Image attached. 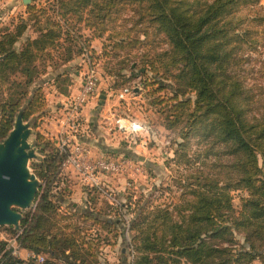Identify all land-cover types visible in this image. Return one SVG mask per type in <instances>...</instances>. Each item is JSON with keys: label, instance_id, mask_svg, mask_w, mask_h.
Returning <instances> with one entry per match:
<instances>
[{"label": "trees", "instance_id": "trees-1", "mask_svg": "<svg viewBox=\"0 0 264 264\" xmlns=\"http://www.w3.org/2000/svg\"><path fill=\"white\" fill-rule=\"evenodd\" d=\"M26 13L0 33V142L19 111L25 122L44 115L42 76L57 72L53 86L66 96L71 62L115 61L110 71L104 68L119 81L110 89L135 83L148 90L149 105L173 134L167 164L185 173L175 181L176 203L156 206L140 195L114 213L117 221L101 220L62 206L63 156L37 135L43 152L31 168L41 187L22 221L21 247L48 257L44 264H106L100 248L112 238L89 230L97 226L108 234L123 226L130 238L123 264L262 261L264 62L247 56L259 45L257 28L264 29L260 0H49ZM94 40L101 42L99 53ZM90 200L94 206L95 197ZM3 250L0 242L2 264H20Z\"/></svg>", "mask_w": 264, "mask_h": 264}, {"label": "crops", "instance_id": "crops-1", "mask_svg": "<svg viewBox=\"0 0 264 264\" xmlns=\"http://www.w3.org/2000/svg\"><path fill=\"white\" fill-rule=\"evenodd\" d=\"M35 1L36 0H30L28 6L34 5L36 8L40 9L41 7H39ZM27 7L22 4V0H0V22H3L6 18L12 17L16 11H22L23 15L20 19H26L28 16L26 13ZM7 27L9 28V26ZM28 33L27 36L31 38L35 37V34H33L32 31H29ZM91 45L96 53L100 52V41L94 40ZM68 67H70L71 72L69 75L71 83L67 88L66 96L59 94L55 90L51 83L53 77L48 78V74L45 75L46 79H42V83L38 85L43 89L46 103L44 115L42 117L38 115L34 116L30 120L33 124L34 141L38 147L42 146L37 144L36 138L37 135H41L43 139H49L56 148V141L60 133L65 111L64 106H66L67 101L71 100L78 94L81 87L83 73L86 70L83 61L76 59L71 62ZM116 92L117 91H113L110 88H107L106 91H102L99 86L98 94L91 98L81 111L80 129L78 133H75L72 141L88 147L94 158L111 156H123L128 158L132 161L134 167L139 168L140 172L133 174L131 179L122 176L104 179L101 187L95 188L81 182L80 178H78L71 169H63L60 170L61 184L60 188H58V191L64 195V201L61 202L63 207L70 205L71 210L80 211L81 206L85 204L83 210H88L89 212L94 213V215H97L99 219L109 220L110 222H114L110 219L115 218L114 213L124 206L126 200H130L128 198L130 197L128 195V190L131 187L135 190L137 189L138 182L142 184L140 186H144V184H148L153 180V173L157 177H159L160 173H163V169L165 168H161L156 156L158 155V152L168 144V142L164 140V137L161 139V129L156 126L153 127L149 123H142V130L136 137L126 139L124 134L118 131L115 125L117 117H120V114L125 113L126 106L122 101L116 99ZM136 96H139L137 95V91L132 98L135 99ZM126 111L128 112V109H126ZM135 118L136 120L132 119L137 123L141 121L140 116H136ZM35 124L36 127L34 128ZM155 128H159L160 131H155ZM161 128L162 132H165V129L162 126ZM142 142H146V148L140 146ZM148 145L150 146L148 147ZM169 156L173 157L172 151L168 149V147H165V151L161 154V159L162 162H165L162 164L166 167L168 166L167 159ZM41 157L42 154L39 159ZM154 164H158V166ZM159 178L162 180L161 176ZM133 184H136V186ZM141 188L142 187H140V189ZM142 190L144 191L143 188ZM108 194L110 195L108 196ZM90 197H95L96 203L94 206L91 205ZM101 200H103L102 203ZM127 203L132 204L131 201H128ZM102 204L104 208L100 207ZM59 212L62 213L64 210L61 209ZM107 213L108 215H106ZM114 220L117 221L116 218ZM122 227L123 226H115L114 230L116 232L114 231L108 234L105 230L99 229L97 226L96 228L89 230V233L97 231L101 237L108 235L109 238H112L110 245L103 244L101 247L106 264H110L107 260L109 256L107 258L106 254L113 255L114 258L112 264H123L128 258L127 252L129 249L130 238L127 228L124 229L123 227L124 233H121ZM112 236H115V238ZM117 252H119V257L116 261ZM252 264H264V259L262 261H254Z\"/></svg>", "mask_w": 264, "mask_h": 264}, {"label": "built area", "instance_id": "built-area-1", "mask_svg": "<svg viewBox=\"0 0 264 264\" xmlns=\"http://www.w3.org/2000/svg\"><path fill=\"white\" fill-rule=\"evenodd\" d=\"M138 90H141V88L134 83L130 89L126 88L117 91L115 97L118 101H125L128 96H133ZM98 92V74L88 62L78 94L67 101L66 106H64V116L56 141L57 151L63 156L59 169H71L80 178L81 182L95 188H100L104 179L121 176L131 179L133 174L140 172L139 168L134 167L132 161L128 158L123 156L94 158L88 147L72 141L73 136L80 129L83 107ZM115 125L126 139L136 137L142 130L139 123L127 116L117 117ZM146 145V142L140 144L143 148H146ZM34 207L30 211H33ZM24 230L25 227L22 226L21 222L17 230L12 229V232L7 230L0 232V242L4 243L3 253H8L12 258L18 260L20 264H44L49 260L48 257L21 247L19 239ZM0 264H2L1 260Z\"/></svg>", "mask_w": 264, "mask_h": 264}, {"label": "rangeland", "instance_id": "rangeland-1", "mask_svg": "<svg viewBox=\"0 0 264 264\" xmlns=\"http://www.w3.org/2000/svg\"><path fill=\"white\" fill-rule=\"evenodd\" d=\"M35 2L39 7L44 8L45 5H47V3L49 2V0H36ZM260 5L264 7V0H260ZM246 13H247V11L244 13H242V12L240 13L241 20L245 19L244 15ZM22 15H23L22 11L21 12L16 11L12 17L6 18V20H4L3 22H0V33L3 32V30L6 29L7 26H9V28H11V26L14 25L16 23V21L18 19H20V17ZM42 23L40 24L41 26H43ZM244 25L251 26V24L248 21H246L244 23ZM256 31H257V33L255 35V38L258 39L259 45L255 51H251V52L247 53V56H249L250 59H253L254 61L259 60L261 62H264V29L260 27V28H257ZM96 47L98 48L97 45H96ZM114 64H115V61H111L109 64H105V62L101 61V62H99L93 66V68L95 69V71L98 74L99 86L101 87L102 91H106L107 88H112L113 86L116 87L117 85H119V81L112 80L111 78L107 77V75H105L104 68L107 67L109 69L108 71H110V68H112ZM87 65H88V63H87ZM132 67H134V64L132 65ZM115 68L118 69V67H115ZM86 69H87V66H86ZM61 71H63V70H61ZM123 72L126 73L127 75L131 76L130 72H125V71H123ZM56 74H58V73L57 72H55V73L49 72L48 78L49 77L52 78ZM132 74L133 75H139L140 71L136 70ZM42 79L43 80L46 79L45 75H44V78H43V76L41 77V80ZM52 79H51V83H52ZM40 81H39L38 85L40 83H42V81L41 82ZM133 82H135V81H133ZM52 85H53V83H52ZM42 91H43V89H42ZM147 91H145L144 89L138 90L137 91V95H139L138 97L136 96V98L134 99V98H132V97H134V95L131 97L128 96L125 101H122L124 103V105H126V106H125V111H124L125 113L120 114V116H123V117L127 116V117H129L131 119L133 118L135 120H136V118H135L136 116H140L141 121L138 122L140 125H142V123H149L153 127H155V126L159 127L161 129V135H162L161 139H163V137H164V140H166L168 142V138L172 137L173 134H171L170 132H168L166 130H165V132H162V128H161L162 125H160V123H161L160 122V116L156 113L158 110H157V108H154L151 105H149L150 99L148 100V98L146 96ZM158 95H160L161 97H167L168 96V94L166 92H161ZM117 105H119V104H117ZM119 107H121V106L119 105ZM126 109H128V112L126 111ZM159 128H155V131H160ZM157 129H159V130H157ZM149 146L150 145H148V147ZM165 147H167V146H164L158 152V155L156 156V158H158V162L160 163L161 168H165V169H163V173H160V175H159V177L161 176L162 180L159 177L155 176L153 173V175H152L153 180L150 181L148 184H144V186H140L142 184L140 182H138L137 189L133 190L131 187L128 190V195L130 196L128 198L130 200H126L125 204H128L127 203L128 201H131L132 203H134L135 200L139 199L140 195H145L146 198H149L151 203L153 205H156V206H158V205L164 206L166 204H174L177 202L178 197L180 195V192H179V189H178L175 181H177L178 176L184 175L185 172H184L183 167H177L174 163H171L169 165V167L168 166L166 167L165 165H163L165 162H162L161 154H163V152L165 151ZM171 159H173V157L169 156L167 161L171 160ZM33 164H35V163L29 162L28 168H29L30 172L34 174L32 168H31V165H33ZM154 165L158 166V164H154ZM157 179H158V181H157ZM134 186H136V184ZM140 187H142L144 189V191L142 190V188L140 189ZM102 202H103V200H101V203ZM234 204L237 205V200L234 201ZM83 206H81V208H80L81 210L84 209L85 206L84 207ZM100 207L104 208L103 204ZM26 213H28V211L22 213L23 218H25ZM110 219H112L113 221H116V220H114L115 218H110ZM101 251H102V248H101ZM102 254H103V252H102ZM106 255H107L106 257L108 258V256H109V258L108 259L105 258V259L108 260V263L112 264L113 263L112 261L114 258L113 255H109V254H106ZM118 257H119V252L116 253V261H117Z\"/></svg>", "mask_w": 264, "mask_h": 264}, {"label": "water", "instance_id": "water-1", "mask_svg": "<svg viewBox=\"0 0 264 264\" xmlns=\"http://www.w3.org/2000/svg\"><path fill=\"white\" fill-rule=\"evenodd\" d=\"M22 4L27 7L30 0H22ZM22 114L19 111L12 129L0 142V228L13 230L20 227L24 219L22 213L35 206L41 187L28 164L38 162L43 147L36 145L33 124L23 121Z\"/></svg>", "mask_w": 264, "mask_h": 264}]
</instances>
